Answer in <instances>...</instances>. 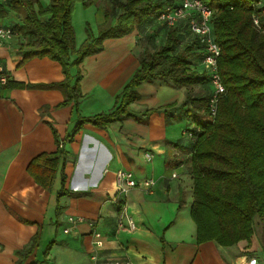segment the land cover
Instances as JSON below:
<instances>
[{"label": "crops", "instance_id": "1", "mask_svg": "<svg viewBox=\"0 0 264 264\" xmlns=\"http://www.w3.org/2000/svg\"><path fill=\"white\" fill-rule=\"evenodd\" d=\"M9 21L5 25L0 19V26L17 23ZM142 34L134 30L106 39L100 53L84 58L78 69L70 68L68 87L75 89L77 83L80 96L65 106L60 104L66 90L57 86L66 81L60 64L34 58L19 67L22 40L11 35L0 43V69L6 78L24 85L4 89L0 84V264H91L94 230L103 235L100 256L106 260L264 264V249L255 235L231 247L196 243L186 153L174 145L188 128H182L188 121L178 109L185 88L143 82L136 88L137 101L128 107L129 116L104 127L85 123L75 131L80 118L114 109L116 97L139 67L136 39ZM169 105L174 106L173 118L167 119L163 110ZM58 147L63 160L46 188L36 182L30 163L54 155ZM119 170L131 172L138 182L154 181L150 193L136 187L125 198L136 224L133 232L116 228L111 198ZM68 217L82 221L64 233Z\"/></svg>", "mask_w": 264, "mask_h": 264}, {"label": "trees", "instance_id": "2", "mask_svg": "<svg viewBox=\"0 0 264 264\" xmlns=\"http://www.w3.org/2000/svg\"><path fill=\"white\" fill-rule=\"evenodd\" d=\"M201 1L212 11L210 27L220 48L217 71L225 89L214 117L208 109L212 88L201 65L203 48L186 22L166 28L157 21L163 7H177L178 0H105L99 36L88 35L78 49L71 15L76 3L87 7L93 4L91 0H50L44 7L39 0H6L0 3V19L13 14L17 20L4 28L22 40L19 67L34 58L60 64L66 79L57 85L66 90L60 106L80 96L77 83L75 89L68 87L69 69H78L84 58L100 53L106 39L122 38L134 30L143 33L151 26L168 29L163 45L139 59L114 109L80 118L75 131L85 123L104 127L129 116L128 107L137 101L136 88L143 82L164 81L185 88L186 98L178 109L189 127L174 145L186 153L196 243L231 247L255 235L264 249V0ZM1 86L24 85L6 78ZM194 87L200 91L188 94ZM173 108H164L167 119L173 118ZM63 156L58 147L54 155L33 160L29 170L36 182L49 188Z\"/></svg>", "mask_w": 264, "mask_h": 264}, {"label": "built area", "instance_id": "3", "mask_svg": "<svg viewBox=\"0 0 264 264\" xmlns=\"http://www.w3.org/2000/svg\"><path fill=\"white\" fill-rule=\"evenodd\" d=\"M6 0H0V3ZM178 6L166 5L157 15V21L166 28H173L181 22H186L189 31L197 38L199 45L203 48V59L201 65L210 80L212 93L208 101L210 117L216 114V107L219 98L224 94L225 89L220 80L217 71V59L220 54V48L213 40L210 27L212 11L201 0H178ZM10 37V31L0 26V43L4 38ZM0 69V84H4L6 77L2 75ZM145 159L150 161L152 156L148 153L144 155ZM116 190L111 198V203L116 206V228L118 230H127L133 232L136 230V224L130 214L127 212L125 198L131 189L136 187L143 188L147 193L152 191L154 181L145 179L138 182L133 174L128 171L119 170L115 175ZM80 217H68L66 222L69 225L64 229L68 233L76 224L80 223ZM94 251L90 254L91 264H130L128 261L106 260L100 256V251L104 247L103 235L100 231L94 230L90 234Z\"/></svg>", "mask_w": 264, "mask_h": 264}, {"label": "rangeland", "instance_id": "4", "mask_svg": "<svg viewBox=\"0 0 264 264\" xmlns=\"http://www.w3.org/2000/svg\"><path fill=\"white\" fill-rule=\"evenodd\" d=\"M93 4L84 7L79 3L74 5V9L71 15V26L74 30L75 35V49H78L81 44L86 40L87 36L97 38L99 36L100 28L104 24V11L106 9L105 0H91ZM40 5L43 7L49 4V0H39ZM16 18L13 14H10L3 19L5 25L10 24V19ZM150 30L144 31L141 37H138L137 45L139 46L140 54L139 59L145 57L148 53L153 52L163 45L166 32L168 29L158 28L157 26L149 27ZM152 28V29H151ZM135 40V41H136ZM182 45V41L179 46ZM75 56H72V60ZM80 65V64H79ZM2 75H4L2 73ZM79 75V76H78ZM77 75V78L81 77L80 73ZM5 76V75H4ZM79 83V81H77ZM188 94L192 95L200 91V88L194 87L188 90ZM186 123L182 126L189 127V124Z\"/></svg>", "mask_w": 264, "mask_h": 264}]
</instances>
